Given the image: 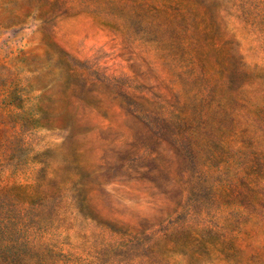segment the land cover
I'll use <instances>...</instances> for the list:
<instances>
[{"label": "rangeland", "instance_id": "rangeland-1", "mask_svg": "<svg viewBox=\"0 0 264 264\" xmlns=\"http://www.w3.org/2000/svg\"><path fill=\"white\" fill-rule=\"evenodd\" d=\"M0 264H264V0H0Z\"/></svg>", "mask_w": 264, "mask_h": 264}]
</instances>
